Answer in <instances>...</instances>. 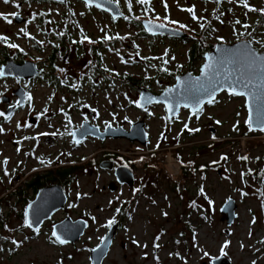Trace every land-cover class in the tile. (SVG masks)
Segmentation results:
<instances>
[{
  "label": "rangeland",
  "instance_id": "374dc122",
  "mask_svg": "<svg viewBox=\"0 0 264 264\" xmlns=\"http://www.w3.org/2000/svg\"><path fill=\"white\" fill-rule=\"evenodd\" d=\"M38 5L33 3L32 7L36 9ZM210 8L209 2L208 18ZM36 29L33 22L32 34ZM190 29L195 30L192 25ZM234 29L213 20L208 34L230 35ZM122 30H127L126 34L112 45L126 57L116 53L106 59V64L110 61L112 66L110 78L102 81L94 97L89 98L88 107L95 109L94 120L99 123L140 116L141 110L134 105L136 89L130 80L152 76L149 67L160 66L164 56L168 57L165 51L169 43L134 37L133 27L122 26ZM253 35L264 39V28L255 27ZM179 49L173 46L172 52L182 61L185 58ZM95 75L98 78L100 72L97 70ZM47 110L42 119L61 132L60 114L55 106ZM150 113L152 141L147 146L124 140H87L72 145L66 134L61 136L57 131V145L43 144L42 150L38 149H45L51 162L57 161L66 168L82 167L67 189L73 206L70 212L86 213L89 224L78 241L56 243L51 225L61 213L54 214L40 231L33 232L16 211L13 213L11 205L17 209L22 204L5 203L0 210V264H90L89 249L105 234L110 219L120 220V227L102 264H211L212 258L221 255L228 257L231 264H264V131L249 130L242 98L223 96L199 118L182 115L169 124L165 141L161 139L165 131L161 108L151 107ZM82 115L81 108L76 107L70 121L76 123ZM185 124L200 131L189 132ZM210 125L215 133L209 130ZM40 129L43 126L37 128ZM173 136L182 145L163 147ZM104 147L124 150L138 159L134 164L137 174L150 166L156 171L155 177L151 178V174L148 181H137L134 187L103 189L102 184L110 178L97 165ZM168 152L176 157L180 168H171ZM245 156L247 160L239 159ZM91 167L94 173H90ZM228 197L237 201L236 216L230 225L220 219L219 211ZM225 241L229 244L224 249L226 254H222Z\"/></svg>",
  "mask_w": 264,
  "mask_h": 264
},
{
  "label": "flooded vegetation",
  "instance_id": "af4514ba",
  "mask_svg": "<svg viewBox=\"0 0 264 264\" xmlns=\"http://www.w3.org/2000/svg\"><path fill=\"white\" fill-rule=\"evenodd\" d=\"M95 1L10 0L9 3H4V0H0V14L8 16L12 20V23L9 24L0 18V36L7 37V40H0V71L3 72V75H0V112L4 113L3 116H0V129H3L0 131V210L5 203H21L22 205L17 209L13 205L11 207L13 213L16 211L22 221L24 220L23 224H26V207L36 198L40 190L59 186L66 194L64 205L56 209L38 227L33 228L26 225L33 232H37L36 229L40 231L44 223L53 219V215L56 213H61V217L53 221L51 234L54 223L65 217L82 218L86 221L87 226L89 224V216L86 213L74 215L70 212L73 206L67 189V185L76 180V175L82 167L66 168L57 161H49L45 149L42 152L39 151L42 150L43 144L55 146L58 143L59 134L57 131L59 130L52 129L53 125L42 119L44 113L47 114L48 107L55 106V111L60 114L59 121L62 124L59 133L61 136L66 134L72 145H79L87 140L100 142L124 140L147 146L152 141L148 122L151 107L161 108L160 115L165 124V131L161 134L162 141H165L167 133L170 131V123L181 118L182 115L189 119L195 115L189 108L180 106L178 113L169 117L164 102H153L145 107L138 106V97L142 88L159 94L173 86L179 75L200 74L207 54L220 45L229 47L237 42H251V47L257 52L264 51V39L253 35L255 27L264 28V13L249 11L243 6V2H246L251 8L264 9V0H166L167 10L164 7V0H150V3L147 4H141L138 0H111L110 3L115 8L114 11L97 6ZM105 1L109 2V0ZM209 2L212 10L210 18L207 14ZM33 3H40V5L34 9ZM47 4H50L48 8ZM189 8L194 9L197 19H193V15L187 11ZM51 12L53 15L50 14ZM12 13L19 15L14 17L11 15ZM213 20L219 21L221 26L232 25L235 29L231 31L230 35L208 34ZM237 20L240 21L239 24L236 23ZM147 21L159 25L165 24L166 27H170L169 30L173 33L158 32L153 34L144 26ZM33 22L37 27L35 34H32L31 30ZM201 24L204 25L203 28ZM180 25L186 27L181 28ZM191 25L194 27V31L190 29ZM244 25H248V27L245 28ZM122 26L133 27L134 37L147 38L150 42L158 39L169 43L165 51L168 57L164 56L160 66L149 67L153 70L152 76L130 80L136 89L134 105L141 110L140 116L134 119L127 118L99 123L94 120L96 111L89 108V98L95 94V90L101 86L102 81L110 78L112 66L110 61L108 64L106 61L116 53L122 58L126 57V54L119 53L117 46L112 45L117 41L115 39H121L126 34L127 30H122ZM21 29H25L28 35L21 32ZM105 37H110V39H105ZM13 43L18 47L8 46ZM176 45L180 47V54L185 58L182 61L177 60V54L174 55L172 52V47ZM167 59L169 62L171 61L172 66H169ZM9 63L12 65L26 63L24 72L10 73L8 69L4 68ZM97 70L100 72L98 78L101 81H98L95 75ZM229 93L230 90H220L215 96L214 103H207V101L203 103L199 116L206 108L215 105L223 96L242 98L245 106L244 96L230 95ZM76 107L81 108L83 115L76 123H69L71 112ZM141 119L145 121L147 131V139L144 144L130 141L126 137L101 139L92 135H86L79 143L73 140V131L84 121L99 126V129L103 131L108 125L123 126L125 129H129L132 121ZM7 124L9 125L7 126ZM39 126H43V130H37ZM177 145H182V142L178 137L173 136L163 147L175 148ZM160 147L159 145L157 148ZM129 156L124 150L115 147L101 149L97 165L110 174L106 184H102L103 189L115 187L114 189L118 190L122 186L134 187L137 181H148L147 177L150 178L151 174V178L155 177L153 174H156V171L149 168L150 166L144 168L141 174H137L135 165ZM42 160L44 163H41ZM101 163L107 166L112 165V167L104 168ZM118 166L129 167L133 176L132 185L119 183L115 170ZM118 171L122 179L129 178L126 168L122 167ZM94 172L95 169L91 167L90 173ZM57 189L54 188L53 191H50L52 195ZM115 222H119L120 227V220L115 219ZM108 228L106 226L107 230Z\"/></svg>",
  "mask_w": 264,
  "mask_h": 264
},
{
  "label": "water",
  "instance_id": "95a60500",
  "mask_svg": "<svg viewBox=\"0 0 264 264\" xmlns=\"http://www.w3.org/2000/svg\"><path fill=\"white\" fill-rule=\"evenodd\" d=\"M95 3L99 5V7L103 9H108L110 11H114L115 8L112 5V3L105 1V0H96ZM158 23L147 21L145 23V28L150 31L151 33H173L169 30L170 27H164L160 28L158 27ZM245 45H248L246 48ZM218 49H231L237 53L236 56L231 57V59L236 60L237 63H231L227 64L223 67H226L229 71H233L234 75L232 76V80L235 81L236 77L240 76L239 71H235L237 67H242L244 76L248 79H251L253 81V85L249 86V89H244L242 86H239L237 90L239 91H252L256 90L254 88V85H260V75L261 73L256 71H249L246 67L247 63H249V57L247 56V53L254 50L257 55H264V51L259 53L255 49L251 47V44L249 42H237L229 45V47H222L217 46L215 49H213L211 52H209L206 56L205 63L209 62V57H219L222 53L218 51ZM204 63V64H205ZM259 63V62H257ZM203 64V65H204ZM26 67V63L21 65H12V64H6L4 66L5 69H8L10 73L12 74H18L23 73ZM198 75H188L183 74L179 75L177 77L176 83L163 90L159 94H154L152 92L147 91L146 89L142 88L141 93L138 97V103L141 105V107H145L153 102H164L166 105V108L168 110V105H172L173 112H167V115L169 117H172L176 115L179 111L180 106H183L184 104L190 105L189 108L192 111V106L196 104L197 100L203 101L205 103L208 100V96L204 92H194L191 94H186L184 91V88L181 86V81L189 80L194 77L200 76ZM226 73L224 71L220 72V76L217 78L219 80V84L217 85V88H220L221 86L223 89L230 90L228 86V83L224 80V76ZM168 89H174L173 92L167 93ZM220 90L216 91L215 96ZM245 97V107L247 112V120L249 118V107L247 104L248 97ZM203 103L200 105V107L203 105ZM184 107V106H183ZM257 109H258V102L253 99L251 102V111H252V129L258 130V131H264L261 129H264V119H261L257 115ZM83 125V127H81ZM78 128H76L73 131V140L74 141H80L83 139L86 135H92L95 137H99L101 139H105L106 137H126L130 141H138L142 144L146 143L147 139V131L145 129V121L144 120H136L132 121L130 128L125 129L123 126H112L108 125L105 127L103 131L99 129V126L89 124V122L84 121ZM110 126V127H109ZM209 130H211L212 133H215V128L213 126L209 127ZM101 166L104 168H111L112 165L107 166L101 163ZM126 168L127 175L129 178H121L119 175V169ZM117 172V178L119 183H128V185H132L133 179H132V173L127 166H118L116 167ZM54 188H58L54 195H52V192ZM115 187H110L111 190H114ZM52 195V196H51ZM66 201V194L63 191V189L59 186H52L43 188L39 191L36 198L31 201L25 211V221L26 219L28 221H31L33 228L38 227L43 220L49 218L51 214L64 205ZM236 209H237V201L233 197H228L220 206V219L224 220L226 222V225H230L236 216ZM27 213V216H26ZM87 227V223L82 218L72 219L71 217H65L62 220L54 223L52 233L56 232L58 236H60L61 239L66 240V243L75 242L80 239V237L84 234V231ZM119 227V222H115L111 227L108 228L107 232L102 236L100 241L95 244L93 247L89 249V260L90 264H102L103 260L105 259L106 255L109 252L110 246L112 245L113 238L117 232V229ZM225 231H228V228L224 229ZM55 238V237H54ZM56 239V238H55ZM211 264H231V261L228 257L221 255L217 256L211 259Z\"/></svg>",
  "mask_w": 264,
  "mask_h": 264
},
{
  "label": "snow or ice",
  "instance_id": "6c2138e0",
  "mask_svg": "<svg viewBox=\"0 0 264 264\" xmlns=\"http://www.w3.org/2000/svg\"><path fill=\"white\" fill-rule=\"evenodd\" d=\"M10 0H4V3H9ZM109 2H111V0H109ZM139 3L141 4H147L150 3V0H138ZM99 6V5H97ZM243 6L245 8H248L249 11H260L261 13H264V9H255V8H251L246 2H243ZM164 7L167 10V3L166 0H164ZM187 11L189 13H191L193 15V19H197V17L195 16L194 13V9L193 8H189L187 9ZM12 16H18V13H12ZM0 18H3L7 23L11 24L12 20L8 18V16L0 14ZM165 19H167V17H165ZM202 19V18H201ZM171 23H176L175 21H170ZM237 24L240 23L239 20L236 21ZM158 27L160 28H164L166 27L165 24H160L158 25ZM181 28L186 27L185 25H180ZM201 27L203 28L204 25L201 24ZM245 28L248 27V25H244ZM21 32H23L26 36L28 35V33L25 31V29H21ZM249 35H251L249 33ZM85 39H87V37H85ZM105 39H110V37H105ZM222 39V38H220ZM0 40H7V37H2L0 36ZM91 42V41H89ZM257 43H261L260 41H256ZM251 42H249L250 44ZM11 48H17L18 45L16 44H9L8 45ZM245 47L247 48L248 45H245ZM218 51H220L222 54L219 57H209L208 60L209 62L205 63L202 68H201V75L198 77H194L191 78L189 80H185V81H181V86L184 88V91L186 94H191L194 92H204L207 94L208 96V100L207 103H214L215 102V93L218 90H224L223 87L221 86L220 88H217V85L219 84V80L217 79L220 76V72L224 71L226 73V75L224 76V80L228 83L229 88L231 89L230 91V95H240V96H246L249 99L247 100V104L248 107L250 109L249 111V118L248 120L245 121V123L248 125L249 130H253L252 129V111H251V102L253 99H255L258 102V109H257V115L259 118L264 119V55H257L256 52L254 50L250 51L247 53V56L249 57V63H247L246 67L249 71H256L258 70L261 75H260V80H261V84L260 85H254V88L256 90H252V91H239L237 90L239 86H242L244 89H249L250 85H253V81L251 79H248L244 76V72H243V68L242 67H237V69L235 71H239L240 72V76L236 77V80L233 81L231 78L234 75L233 71H229L225 66L227 64H231V63H237L236 60L231 59V57H234L237 55V53L231 49H218ZM259 62V63H257ZM165 63H167V61H165ZM61 71H63V69H61ZM164 71H167V69H164ZM0 75H3V72L0 71ZM73 87H75V85H73ZM174 89H168L167 93H171L173 92ZM29 99H31V97H29ZM203 103V101L201 100H197L196 104L192 106V114L195 115L197 118H199V113L201 111L200 105ZM138 106H141L138 103ZM184 107H190V105L188 104H184ZM93 111H95V109H93ZM168 111L169 112H173V107L172 105H168ZM4 113L0 112V116H3ZM127 119V118H125ZM71 121L69 120V123ZM217 124L220 123V121H216ZM31 126V125H29ZM19 127V125H18ZM81 127H83V125H81ZM110 127V126H109ZM184 128L187 129L189 132H197L200 131V129H191L188 127L187 124L184 125ZM235 128V126H234ZM264 130V129H261ZM0 131H3V129H0ZM47 135V134H44ZM213 139H215V137H213ZM76 143H79V141H76ZM157 147H159V145H157ZM17 151H19V149H17ZM222 159H227V157H222ZM239 159L242 160H247L248 157H239ZM4 163L6 164L7 161L5 160ZM41 163H44V161L42 160ZM50 163V162H49ZM202 191V189H201ZM117 212H120V209L117 208L116 209ZM27 216V213H26ZM255 222V220H253V223ZM26 225L28 227L32 226L31 221H28L26 219L25 221ZM115 223V219H110L107 223L108 227H111L113 224ZM36 231L38 232L39 229H36ZM52 235L56 238L54 242H58L60 244H64L67 241L64 239H61L60 236H58L56 234V232H53ZM13 243H16L15 241ZM135 243V241H134ZM229 242L225 241L224 245H222L221 247V253L222 254H226L224 253V249L228 247ZM156 247H159V245H156ZM205 256L208 255V253H204ZM253 264H255V261H253Z\"/></svg>",
  "mask_w": 264,
  "mask_h": 264
},
{
  "label": "built area",
  "instance_id": "2783aa9c",
  "mask_svg": "<svg viewBox=\"0 0 264 264\" xmlns=\"http://www.w3.org/2000/svg\"><path fill=\"white\" fill-rule=\"evenodd\" d=\"M141 152H145V153H147V151L146 150H141ZM128 154V153H127ZM128 155H130V154H128ZM142 155L140 154V156L139 157H141ZM130 158H133L132 160H133V163L134 164H136L137 163V161H138V159H135L134 157H131V155L129 156ZM138 157V158H139ZM167 160H168V162H169V164L171 165H173L171 168H173V169H178V168H180V165H179V161L178 160H176V157H174L172 154H170L169 152L167 153ZM176 164V167L174 166Z\"/></svg>",
  "mask_w": 264,
  "mask_h": 264
},
{
  "label": "trees",
  "instance_id": "16d2710c",
  "mask_svg": "<svg viewBox=\"0 0 264 264\" xmlns=\"http://www.w3.org/2000/svg\"><path fill=\"white\" fill-rule=\"evenodd\" d=\"M263 158H264V154H263ZM183 169H184V167H183Z\"/></svg>",
  "mask_w": 264,
  "mask_h": 264
},
{
  "label": "bare ground",
  "instance_id": "6f19581e",
  "mask_svg": "<svg viewBox=\"0 0 264 264\" xmlns=\"http://www.w3.org/2000/svg\"><path fill=\"white\" fill-rule=\"evenodd\" d=\"M174 166L176 167V164Z\"/></svg>",
  "mask_w": 264,
  "mask_h": 264
}]
</instances>
